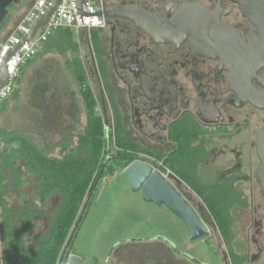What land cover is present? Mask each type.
Wrapping results in <instances>:
<instances>
[{
	"label": "flooded vegetation",
	"instance_id": "af4514ba",
	"mask_svg": "<svg viewBox=\"0 0 264 264\" xmlns=\"http://www.w3.org/2000/svg\"><path fill=\"white\" fill-rule=\"evenodd\" d=\"M247 2L101 0L106 27L85 44L91 75L98 74L94 83L103 76L112 80L124 139L143 162L164 178L184 183L166 160L179 150L186 154L189 142L204 156L193 169L188 163L183 168L212 186L216 198L233 204L226 214L234 236L226 257L219 250L222 264H264V196L256 178L261 165L257 141L264 130V59L252 57ZM101 89L104 122L113 128V107L107 113ZM244 135L250 138L248 157L239 151ZM225 150L233 157L215 166ZM193 208L211 235L207 218ZM31 233L29 248L44 236L35 231L34 239ZM167 239L116 247L108 264H129L126 256L139 247L150 248L152 264L162 255L178 264H205L188 252L174 254ZM3 258L0 236V264ZM167 261L172 264V258Z\"/></svg>",
	"mask_w": 264,
	"mask_h": 264
},
{
	"label": "rangeland",
	"instance_id": "374dc122",
	"mask_svg": "<svg viewBox=\"0 0 264 264\" xmlns=\"http://www.w3.org/2000/svg\"><path fill=\"white\" fill-rule=\"evenodd\" d=\"M33 2L27 0L26 6L24 2L19 5L18 9L25 7L21 12L22 15L34 4ZM13 6L15 4L9 9ZM21 13L11 10L8 23L14 25ZM73 32L77 31L74 29ZM85 44L80 43L82 60L87 73L90 74V86L98 103L97 111L103 115L100 87L104 90L105 104L109 113L112 106L110 93L117 104L114 85L109 77L104 76L102 81L98 82L99 84L94 83L98 74L94 78L91 75L87 59L89 53ZM33 61L25 68L23 76L15 80L13 92L10 94L14 99H11L0 114V128L8 133L24 131L40 149L49 147L53 149V153L49 152L51 156H59L57 146L62 138L69 135L71 131L74 133L79 131L84 126V122L75 123L74 117L76 111L78 113L82 111L81 97L73 80L70 79V70L65 69L62 58L60 59L57 54H41ZM44 112L45 116L42 117ZM240 139L242 148L239 151H242L243 156L248 157L251 148L250 138L244 135ZM232 157L233 154L225 150V156L218 159L215 166L222 159ZM7 170L11 171L9 174L6 172L5 175L4 202L7 205V212L4 213V208L0 206V228L9 230L21 226L24 219L19 217L20 212L29 208H38L35 203L39 199L35 194L38 186L28 172H22L18 163L15 164L14 161ZM210 179H212L211 176ZM193 194V197L201 204V207L196 206V209H201L211 230V235L195 241L190 240L184 222L165 206L159 207L147 203L141 192L132 191L125 176V170L116 167L113 175L106 174L99 182L92 196L91 205L71 246L72 254L78 256L82 264H108L116 247L126 245L125 248H127L129 244L139 239L151 240L155 237H166L170 240L171 247L175 249L174 254L188 252L189 257L197 262L222 264L221 255L222 258L226 257L227 252L231 251V240L222 238L204 202L196 193L193 192ZM59 204L60 197L56 196L46 204L47 208L41 206L34 211L36 232L42 235L47 233L50 225L49 214L54 212ZM246 220L248 221V218L241 219L243 222ZM241 226H244V223ZM35 231L31 233L34 239ZM32 244L29 246L32 247ZM135 250L133 251L135 254L132 252L126 256L129 264H152L149 247H139ZM169 258H172V264H178L175 257L167 258L164 255L158 258L157 264H162L164 260L163 264L167 262L170 264L167 261Z\"/></svg>",
	"mask_w": 264,
	"mask_h": 264
},
{
	"label": "trees",
	"instance_id": "16d2710c",
	"mask_svg": "<svg viewBox=\"0 0 264 264\" xmlns=\"http://www.w3.org/2000/svg\"><path fill=\"white\" fill-rule=\"evenodd\" d=\"M97 33L98 30L92 31L87 40L95 38ZM53 35V41L60 47L63 55L67 52L74 55L68 61L86 111V127L78 138L77 145L71 147L72 143L70 146L66 143L64 153L57 157L41 150L34 140L23 133L3 136V145H0L1 208H4V213L7 212L4 202L5 175L12 159L21 161L33 177V182L38 186L35 194L39 199L35 203L38 208L20 212L19 217L24 219L20 227L9 230L0 228L4 264H58L59 258L61 264H66L68 255L72 253L71 246L99 182L106 174L113 175L116 167L125 170L133 162L143 161L136 154L135 147L124 139L114 99V127L113 132L108 135V148L104 118L97 111L98 103L90 86V74L87 73L82 60L80 42L74 39L75 33L71 29H58ZM4 109L5 105L2 111ZM13 142H18L19 147L11 148ZM187 146L186 154L179 150L166 160L167 167L202 199L222 238L230 241L234 236L230 232L232 219L226 213L233 204L216 198L212 186L204 185L197 174L187 173L183 168V164L188 163L193 169L196 162L204 159L199 151L191 148V142ZM56 196L60 197V204L49 214L50 225L47 233L29 248L28 237L35 229L34 211L41 206L45 207Z\"/></svg>",
	"mask_w": 264,
	"mask_h": 264
},
{
	"label": "water",
	"instance_id": "95a60500",
	"mask_svg": "<svg viewBox=\"0 0 264 264\" xmlns=\"http://www.w3.org/2000/svg\"><path fill=\"white\" fill-rule=\"evenodd\" d=\"M61 0H53L52 5L45 14L35 19L30 25V33L26 35L21 44L28 42L36 33L38 28L45 23L54 13ZM84 0H79L81 13ZM22 0H0V30L8 19V8L13 4H20ZM245 15L248 17L252 29L250 43L255 47V54L252 57L264 59V0H248ZM154 31L153 29H151ZM155 35L157 33L153 32ZM164 37V34L158 33ZM14 47L4 58L0 70V91L9 83L10 75L7 72L8 60L19 50L20 46ZM104 90L101 89V94ZM104 104V98L102 96ZM108 123V120L105 122ZM258 157L261 165L257 171L256 178L261 185L264 196V130L259 134ZM125 176L134 192H141L143 199L147 203L156 206H165L171 213L178 217L186 225L190 234V240L195 241L210 235L208 226L202 221L193 206L201 207L200 202L193 197V192L185 183L179 182L175 176L164 178L159 172L154 171L150 165L143 161H135L125 169ZM67 264H82L81 259L76 255H71Z\"/></svg>",
	"mask_w": 264,
	"mask_h": 264
},
{
	"label": "built area",
	"instance_id": "2783aa9c",
	"mask_svg": "<svg viewBox=\"0 0 264 264\" xmlns=\"http://www.w3.org/2000/svg\"><path fill=\"white\" fill-rule=\"evenodd\" d=\"M52 2L53 0H36L16 26L14 32L0 46V70L7 54L14 47L19 46L23 38L30 33L29 25L45 14ZM82 10L83 13H81L79 8V0H61L54 13L38 28L34 36L28 42L21 44L19 50L6 64L10 81L0 91V110L13 92V81L18 77L22 68L38 54L41 46L56 30L62 28L75 29L80 36L83 34V36L86 35L89 38L92 31H100L106 27L101 0H84ZM104 125L109 148L110 140L108 135L113 132V128L108 123L104 122ZM58 264H61L60 261H58Z\"/></svg>",
	"mask_w": 264,
	"mask_h": 264
},
{
	"label": "crops",
	"instance_id": "0c3cea01",
	"mask_svg": "<svg viewBox=\"0 0 264 264\" xmlns=\"http://www.w3.org/2000/svg\"><path fill=\"white\" fill-rule=\"evenodd\" d=\"M25 1H27V0H22V2L20 3V4H15V6H13V7H11L10 9H9V11H8V15L10 16V13H11V10H13V12L14 11H18L19 13H21V12H23L24 11V8L25 7H23V8H21V9H18V7H19V5H21L23 2L25 3ZM29 1V0H28ZM35 1L36 0H34V3H35ZM14 5V4H13ZM25 6H26V3H25ZM32 7V6H31ZM30 7V8H31ZM13 8V9H12ZM30 8L22 15V13L20 14V16H18V18L16 19L17 21H15L16 23L13 25V24H11V23H8V19H7V21H6V24L4 25V27L0 30V46L6 41V39L8 38V36L10 35V34H12L13 32H14V30H15V28H16V26L21 22V20H22V18L26 15V13L30 10ZM11 24V25H10ZM62 29H67V28H62ZM72 30V29H71ZM73 31V30H72ZM54 35L52 34L49 38H48V40L41 46V48L39 49V52H38V54L34 57V58H32L23 68H22V70H21V72H20V74L18 75V77L15 79V80H19L20 79V77H22L23 76V73H24V70H25V68L26 67H28L29 65H31L34 61V59L35 58H37V57H39L41 54H57L59 57H60V59L62 58V61H63V63H64V67H65V69L66 70H70V73H69V76H70V79L71 80H73V83H74V85H75V87H76V90H77V92H78V94H80L79 93V87H78V83H76L75 82V80H74V73L72 72V68H71V66H70V64H69V61L68 60H71L73 57H74V55H72L70 52H67L65 55H63L62 54V51H61V49H60V47L59 46H57L56 45V43L53 41V37ZM74 39L75 40H77L78 42H83V41H85L84 43H86V41H87V36L85 35V36H83V34H81V36L79 35V34H77V32L75 33V37H74ZM82 40V41H81ZM79 43V44H80ZM81 49V48H80ZM82 54V53H81ZM15 80L13 81V85H14V83H15ZM18 84H20V81H18ZM21 86V85H20ZM14 88V87H13ZM11 99H14V98H11V96L10 97H8V99L4 102V104H3V106L5 105V108L7 107V105L9 104V102L11 101ZM81 104H82V111H80V113H78V111H76L75 112V114H74V117L76 118L75 119V123H78L79 121H81V122H84V126H82V128H80V130L79 131H75V133H74V131H71V133L69 134V135H67V136H65V137H63L62 138V140L60 141V143L58 144V146H57V149H58V155L60 154L61 155V153H64V147H65V145H66V143H68L69 144V146L71 145V143L73 144L71 147H73V146H76L77 145V140H78V138L84 133V130H85V127H86V122H87V115H86V111H85V108H84V105H83V103H82V99H81ZM2 113V109L0 110V114ZM43 116L42 117H44L45 116V112L42 114ZM0 130H2L1 128H0ZM13 133H23V134H25V135H28L26 132H24V131H22V132H5L4 130H2V132H0V145H3V136L4 135H9V134H13ZM79 133V134H78ZM32 139V138H31ZM33 140V139H32ZM56 149V148H55ZM41 150H44L45 152H47V153H49V152H52L53 153V149H51V148H41ZM55 157H57V156H55ZM13 161H14V163L15 164H17L18 163V165L20 166V168H21V171L23 172H27V169H26V167L24 166V164H22V162L21 161H19V160H11V166H12V163H13ZM20 162V163H19ZM10 166V167H11ZM22 168H24V169H22ZM9 169V168H8ZM7 172V174H9L11 171L10 170H7L6 171Z\"/></svg>",
	"mask_w": 264,
	"mask_h": 264
},
{
	"label": "clouds",
	"instance_id": "9594fccd",
	"mask_svg": "<svg viewBox=\"0 0 264 264\" xmlns=\"http://www.w3.org/2000/svg\"><path fill=\"white\" fill-rule=\"evenodd\" d=\"M11 148H18L19 147V144L18 142H13L11 145H10Z\"/></svg>",
	"mask_w": 264,
	"mask_h": 264
}]
</instances>
